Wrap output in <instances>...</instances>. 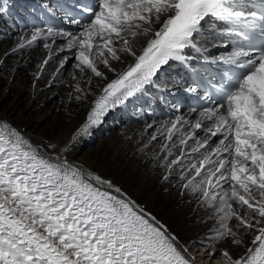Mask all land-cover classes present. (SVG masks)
I'll list each match as a JSON object with an SVG mask.
<instances>
[{"label": "snow or ice", "instance_id": "1", "mask_svg": "<svg viewBox=\"0 0 264 264\" xmlns=\"http://www.w3.org/2000/svg\"><path fill=\"white\" fill-rule=\"evenodd\" d=\"M83 11L87 22L71 20L81 25L78 34L52 27L43 33L67 37V48L78 49L75 67L105 80L64 152L110 110L153 85L171 62L187 65V50L205 52L198 43L205 25L232 38L233 50L216 58L230 66L215 89L218 102L201 109L194 122L177 117L162 125L157 133L165 142L150 158L162 181L177 178L178 187L214 208V239L245 246L236 258L222 249L227 264H264V0H96ZM5 12L0 6V15ZM121 53L132 62L118 71L110 61L124 63ZM99 64L116 78L108 80ZM177 245L165 225L112 181L61 155H46L0 123V264H194Z\"/></svg>", "mask_w": 264, "mask_h": 264}, {"label": "bare ground", "instance_id": "2", "mask_svg": "<svg viewBox=\"0 0 264 264\" xmlns=\"http://www.w3.org/2000/svg\"><path fill=\"white\" fill-rule=\"evenodd\" d=\"M34 1L0 0V6L6 9L0 15V123L18 130L46 155H61L85 172L112 181L175 235L177 246L187 250L184 254L194 258V264H227L220 256L222 249H227L234 258L243 255L245 246L214 239L219 228L214 208L198 203L197 196L178 187L177 178L162 181V170L154 166L150 157L153 152L159 153L160 144L165 142L157 130L167 122L149 119L138 105H133L140 101L142 93L110 110L102 123L91 127L90 134L82 137L71 152H64L72 135L86 122L105 80L90 70L81 72L75 67L77 60L69 65V59L78 49L67 48V37L49 39L41 31L38 37L51 45L45 48V44L31 40L36 31L9 30L7 21L17 7ZM140 46L137 44V49ZM120 55L124 63L110 61L118 71L132 62L130 56ZM98 67L108 80L116 78V73L109 72L102 64ZM77 86L82 91H77ZM151 87L160 85L154 83L146 90ZM150 94L148 91L146 96ZM195 118L185 121L194 122ZM184 129H188L187 124ZM153 134H157L156 140H151ZM199 134L205 135L203 131ZM179 135L176 133L174 141ZM191 146H195L194 140L189 141ZM229 223L234 225L236 221ZM245 240L250 243L251 236Z\"/></svg>", "mask_w": 264, "mask_h": 264}, {"label": "rangeland", "instance_id": "3", "mask_svg": "<svg viewBox=\"0 0 264 264\" xmlns=\"http://www.w3.org/2000/svg\"><path fill=\"white\" fill-rule=\"evenodd\" d=\"M75 61H76L75 56H74V57L72 56V57L69 59V65H71L72 62L74 63Z\"/></svg>", "mask_w": 264, "mask_h": 264}]
</instances>
